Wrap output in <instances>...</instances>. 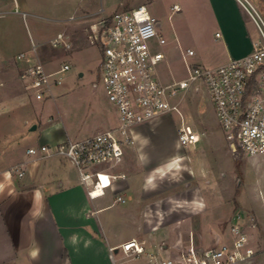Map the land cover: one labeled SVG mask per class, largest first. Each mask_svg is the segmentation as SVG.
<instances>
[{"label":"rangeland","instance_id":"1","mask_svg":"<svg viewBox=\"0 0 264 264\" xmlns=\"http://www.w3.org/2000/svg\"><path fill=\"white\" fill-rule=\"evenodd\" d=\"M17 1L18 7L16 0H0V83L3 82L0 100L6 101L5 85L14 81L24 85L20 70L38 62L50 72L59 70L66 62L70 68L52 77V80L59 78V82H53L51 91L43 98H36L35 89H25L30 102L27 106L11 101L0 110V172L10 170L13 163L10 155L16 151L23 152L25 157L30 145L44 142L50 147L57 145L56 141H48L46 131L32 130L33 124L15 131L17 125H23L24 118L52 126L50 136L67 132L72 140L120 124L116 108L101 83V52L89 39V23L116 10L146 3L161 22L159 31L168 40L166 45L154 47L166 54L158 65V72L166 82L188 74L184 59L178 56L179 44L183 50L193 47L205 65L219 59L215 51L222 42L221 36H216V30L198 35L202 26L192 23V11L183 0ZM176 2L181 6L179 11H173ZM79 5H85L88 16L72 20V16L78 17ZM248 24L251 37L257 39L259 33L254 22L249 20ZM59 32L68 36L70 47L51 43ZM22 53L26 55L19 59L17 56ZM182 122L200 134L198 143L180 144L178 128ZM131 131L136 143L126 148L123 163L113 168L115 173L125 176L115 180L108 191L116 196L126 193L127 202L116 201L111 205V199L108 202L111 206L100 212L99 239L104 243H120L136 236L146 238L148 246L140 255L125 254L120 246L114 254L116 264H149V253L156 254L153 264L163 259H178L191 243L199 248L213 246V231L223 239L238 215L258 248L257 256L264 251V154L249 158L233 151L204 82L190 86L179 112L136 125ZM50 161L57 163L52 168L54 174L46 167ZM74 170L79 173L71 159L60 155L43 159L39 164L42 177L46 172L55 178ZM28 178L29 174L22 179ZM130 204L139 210L143 220L149 216L155 218L158 226L155 232L137 233L132 229L124 213ZM79 231L83 230L79 228ZM4 234L0 222V251L7 245ZM162 244L167 248H162ZM260 255L264 258V253ZM96 257L98 264H106L101 255ZM253 261L239 264H254Z\"/></svg>","mask_w":264,"mask_h":264},{"label":"built area","instance_id":"2","mask_svg":"<svg viewBox=\"0 0 264 264\" xmlns=\"http://www.w3.org/2000/svg\"><path fill=\"white\" fill-rule=\"evenodd\" d=\"M254 22L259 37L253 39L252 51L228 63L208 67L186 62L187 76L164 81L158 65L166 58L163 50L154 47L167 44L159 31L158 19L147 5L115 11L90 26L89 39L101 52V83L108 100L116 108L120 124L79 140L68 139L50 147L46 144L30 147L28 153L43 157L57 154L71 159L77 166L89 198L106 194L118 174L113 168L122 164L126 148L136 140L131 129L148 124L160 117L179 112V107L190 86L202 81L208 88L218 121L233 151L252 158L264 154V10L252 0H237ZM179 9L178 5H175ZM18 9V8H17ZM25 15V14H24ZM54 46L70 47L68 36L60 32L51 42ZM34 46V50H36ZM193 55L194 51L188 49ZM22 53L17 57L23 58ZM68 63L54 72L42 62L23 70L21 77L27 87L35 89V96L43 98L51 91L52 77L68 70ZM198 89V87L196 88ZM178 141L183 146L200 141V134L190 124L182 122ZM18 176L25 175L23 164L12 166ZM102 175L106 176L104 182ZM123 194L116 201L126 202ZM125 253L140 255L145 252L143 242L136 239L122 244ZM251 234L240 220L231 222L228 232L216 246L199 248L194 243L178 259H163L154 264H239L252 262L257 255ZM153 257V256H152Z\"/></svg>","mask_w":264,"mask_h":264},{"label":"crops","instance_id":"3","mask_svg":"<svg viewBox=\"0 0 264 264\" xmlns=\"http://www.w3.org/2000/svg\"><path fill=\"white\" fill-rule=\"evenodd\" d=\"M183 1L184 3L187 2V7L192 11V23L196 26H202L198 35H201L203 31L209 30L213 33L216 30V36L220 35L222 38L221 44L216 46L217 51L214 50L219 55V59L208 62V65H205L201 55L193 47L189 46L183 50L179 44L178 56L184 59L185 65L187 62L216 67L228 63L231 59L244 57L252 51L253 38L248 27L251 19L237 0ZM252 1L264 10V0ZM141 4L147 5L146 3L139 5ZM175 5H178L179 9H176ZM16 6L18 7L17 0ZM172 8L173 11L181 10V6L177 2ZM77 11L79 12L78 17L72 16V20L88 16L85 5H79ZM25 16L23 17L25 18ZM93 23H89L90 26ZM158 26H161V22ZM188 49L193 50L194 54L189 55ZM191 56L196 57L189 59ZM40 59L42 60V57ZM22 73L23 70H20V76ZM21 79L24 81V85L18 81L11 82L8 86L4 84L6 101L0 100V110L8 107L11 101H17L20 106H27L30 103L27 92H25V89L29 90L30 88L27 87V83L22 77ZM2 104L4 105L2 106ZM22 124L17 125L15 131L19 130L20 127L27 128L31 124H35L36 129H40V132H47L48 141L52 143L56 141L54 144H60L71 139L67 132L50 136L52 126L44 124L40 120L31 121L30 118H24ZM43 144L46 143L37 146L30 145L25 150V157H23V152L12 153L10 157L13 163L9 166L10 172L5 170L0 172V222L7 240L6 249L0 251V264H98L97 254L103 257L106 264H116L114 254L119 252V247L122 244L132 239L143 242L147 251L148 240L143 237L138 239L136 236H131L120 243H104L102 239H99L100 226L102 225L99 214L103 209L116 202V198L113 199L116 195L108 192L112 187L103 196L92 199L88 197L86 186L80 173L76 170L69 174H58L55 178L47 172L44 173L46 174L45 177L39 176L40 161L57 155L52 154L43 157L40 153L39 155L28 153L30 147H38ZM16 164H23L26 171L23 177L29 174L28 179L24 180L23 177H18L12 171V166ZM56 164L54 161H50L46 167L52 170ZM54 173L55 170H52L51 174ZM116 186L117 184L113 189ZM123 195L126 196L127 194L124 193ZM111 199L113 202L108 205ZM124 213L130 219L129 223L135 232L147 233L157 230L155 218L152 220L149 216L150 218L143 220L142 214L137 208H132L131 204L124 209ZM79 228L83 231H79ZM162 248H167V245L162 244ZM263 253L264 251H261L260 254ZM260 254L256 255L254 264H264V258H261ZM149 257V262L153 264L156 254L149 253Z\"/></svg>","mask_w":264,"mask_h":264},{"label":"water","instance_id":"4","mask_svg":"<svg viewBox=\"0 0 264 264\" xmlns=\"http://www.w3.org/2000/svg\"><path fill=\"white\" fill-rule=\"evenodd\" d=\"M31 129L35 130L36 125L34 124ZM213 239H214L213 246H216L218 243H220L222 241V236L216 230H214L213 231Z\"/></svg>","mask_w":264,"mask_h":264},{"label":"bare ground","instance_id":"5","mask_svg":"<svg viewBox=\"0 0 264 264\" xmlns=\"http://www.w3.org/2000/svg\"><path fill=\"white\" fill-rule=\"evenodd\" d=\"M102 178H103L104 182H106V181H107V178H106V176L102 175Z\"/></svg>","mask_w":264,"mask_h":264},{"label":"trees","instance_id":"6","mask_svg":"<svg viewBox=\"0 0 264 264\" xmlns=\"http://www.w3.org/2000/svg\"><path fill=\"white\" fill-rule=\"evenodd\" d=\"M240 155H241V153H240Z\"/></svg>","mask_w":264,"mask_h":264}]
</instances>
